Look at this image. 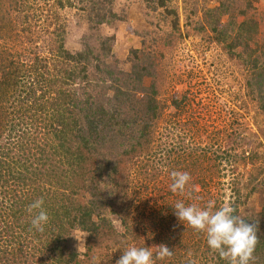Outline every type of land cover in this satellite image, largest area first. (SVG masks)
<instances>
[{"label": "rangeland", "instance_id": "obj_1", "mask_svg": "<svg viewBox=\"0 0 264 264\" xmlns=\"http://www.w3.org/2000/svg\"><path fill=\"white\" fill-rule=\"evenodd\" d=\"M93 2L99 4L98 0H0V98L6 86L14 96L9 102L0 99V107L5 109L4 113L0 109V118L7 106H11L10 112L16 105L17 110L26 108L17 103L19 95L24 98L19 93L24 84L16 88L12 84L33 66L40 68L48 62L51 77L57 78L53 70L58 71L60 80L67 79V88L75 90L79 98H83L82 86L90 80L96 82L109 72L113 75L106 78L122 77L118 72L131 73L135 63L149 68L153 75L145 77L143 85L149 88L154 84L157 94L131 92L128 101L141 103L139 107L158 105L162 118L149 123H157L154 132L163 138L167 131L171 138L189 137L187 145L198 142L220 153H237L242 159L238 158L237 164L224 160L219 165L213 160L192 174L174 166L168 174L149 182L143 173L137 174L141 172L137 166L150 164L148 158L152 160L150 155L159 147H139L131 158L115 160L119 166L117 180L106 178L103 183L105 200L112 198L113 205L107 202L102 217L114 227L95 245V250H102L103 258L95 251L96 256L86 262L87 234L81 230L70 233L68 247L78 249L81 264H116L130 245L159 244L167 245L174 255L156 264H188L189 260L217 264L218 254L207 248L204 233L203 240L179 231L173 235L172 228L183 223L172 206L178 200L201 207L209 201L215 207L231 206L237 184L242 192L238 215L256 225L257 234H264V0H105L95 11L91 10ZM102 8L112 9L119 20L96 24L92 18ZM61 44L71 54L88 50L90 64L76 65L56 58ZM72 71L73 82L69 77ZM37 74L47 72L42 68ZM105 85H93L86 92L98 94L106 102L112 92ZM184 98L183 109L178 112L172 101ZM145 125L137 120V127ZM2 127L0 123V131ZM4 136L2 132L1 138ZM168 140L171 143L170 138L165 139L167 145ZM172 171L188 172L194 191L171 192ZM116 192L118 195H114ZM80 194L90 198L88 193ZM78 201L86 203L80 197ZM126 203L125 214L116 216L115 208L123 204L126 208Z\"/></svg>", "mask_w": 264, "mask_h": 264}, {"label": "trees", "instance_id": "obj_2", "mask_svg": "<svg viewBox=\"0 0 264 264\" xmlns=\"http://www.w3.org/2000/svg\"><path fill=\"white\" fill-rule=\"evenodd\" d=\"M102 1L105 2L98 0L99 4L91 3V10L98 5L102 7ZM94 19L96 24L103 25L118 19V16L112 9L102 8L92 18ZM56 52L58 59H65L76 65L90 64L91 53L88 50L71 54L61 44ZM133 52L137 53V50ZM40 62L44 63L43 59ZM42 68L47 74L39 76L37 70L41 71ZM31 70L26 71V76L22 73L18 75L12 84L15 88L24 84V88L19 90L24 98L19 95L17 103L25 104L26 108L21 109L20 106L17 110L16 105L14 111L10 112L11 106H7L5 115L0 118L3 125L0 138L2 132L6 134L0 143V264H18L17 261L19 264H81L78 249L68 247L70 233L74 230L87 234V252L84 256L86 262L96 256L95 251L101 253L99 257L103 258L102 250H95V245L107 233L114 231L111 222L102 217L107 202L113 205L112 198L105 200L103 183L106 178L114 177L117 180L119 166L115 160L132 156L141 146H146L147 149L159 147L158 151L150 155L152 160L148 158L150 164L137 166L141 168V172L138 171L137 174L143 173L149 182L168 174L174 166L189 170L192 174L213 160L217 165L224 160L237 164L240 158L237 153L231 155L225 150L220 153L202 147L198 142L187 145L185 141L189 137L171 138L167 131L163 138L159 132H154L153 127H158L157 123H149L162 118L158 115V105L142 103L144 107H139L141 103L128 101L131 92H139L144 96L157 94L154 84L149 88L143 85L144 78L153 75L149 68H141L135 63L131 73L118 72L122 77L106 78L108 75L112 77L113 73L109 72L105 77H100V80H95L96 82L90 80L81 88L83 98L77 97L75 90L67 88V79L60 80L58 71L53 70L57 78L51 77L48 62L40 65V68L33 66ZM74 73L69 72L71 82L75 79ZM47 76L50 77L48 81ZM100 84L112 92V96L106 97V102L102 96L86 92L93 85ZM2 90L0 99L4 100L3 103L9 102L8 99L14 97L9 92L12 89L6 86ZM183 103L185 98L172 101L178 112L182 111ZM0 109L4 113L5 109ZM159 116L161 118L158 119ZM25 119H28L27 123ZM137 120L146 125L137 127ZM191 133L196 134L194 130ZM169 138L171 145L169 140L168 145L165 142ZM90 159L94 161L88 164ZM142 168L145 170L142 171ZM74 175L76 180L72 179ZM236 185L232 190L231 207L238 215L242 192ZM81 191L88 193L90 198L86 199L85 195L80 194ZM79 197L85 199L86 203H80ZM38 198L43 199L50 218L43 232L32 228L31 216L27 212V206ZM126 204V208L123 207L125 204L115 208L116 216L125 214L123 209H128L129 206ZM172 231L174 236L179 231L186 233L189 238L203 240L202 232L184 224L172 228ZM257 236L259 239L252 264H264V234ZM17 258L19 260L15 261ZM30 258L32 261L29 262ZM216 261L217 264H227L219 255Z\"/></svg>", "mask_w": 264, "mask_h": 264}, {"label": "clouds", "instance_id": "obj_3", "mask_svg": "<svg viewBox=\"0 0 264 264\" xmlns=\"http://www.w3.org/2000/svg\"><path fill=\"white\" fill-rule=\"evenodd\" d=\"M170 190L173 193L194 191L192 177L186 171H172ZM174 214L180 222L192 229L202 232L206 242L214 253L227 264H252L254 251L258 243L257 227L246 222L244 216L235 214L229 205L215 207L211 201L201 207L196 203H185L178 200L172 206ZM31 216V226L38 232H43L49 223V215L41 198L35 199L27 206ZM174 252L165 244L153 247H137L130 245L123 249V255L116 264H156L171 258ZM191 255V253H189ZM188 264H195L189 260Z\"/></svg>", "mask_w": 264, "mask_h": 264}]
</instances>
